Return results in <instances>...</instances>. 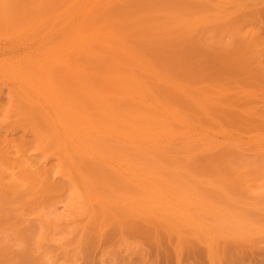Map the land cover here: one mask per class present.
I'll return each mask as SVG.
<instances>
[{"label":"rangeland","instance_id":"rangeland-1","mask_svg":"<svg viewBox=\"0 0 264 264\" xmlns=\"http://www.w3.org/2000/svg\"><path fill=\"white\" fill-rule=\"evenodd\" d=\"M41 18L32 38L55 61L25 72L65 125L130 131L146 101L144 126L196 139H105L111 164L78 159L88 203L57 176L49 122L0 78V264H264V0H0V56Z\"/></svg>","mask_w":264,"mask_h":264},{"label":"bare ground","instance_id":"bare-ground-1","mask_svg":"<svg viewBox=\"0 0 264 264\" xmlns=\"http://www.w3.org/2000/svg\"><path fill=\"white\" fill-rule=\"evenodd\" d=\"M46 21V19L41 18L37 23L25 25L23 29L14 33L9 38V41L12 44L10 50L13 49V54L11 56L1 57L2 54L5 55V49L0 47V78H4V80L8 82L13 95L18 99H21L22 104L27 110L32 109L38 112V119L40 121L49 122V126H51L53 133H55V139L57 141L56 148L58 150V156L56 158L60 168L57 172V176L60 179L63 178L68 180L71 185H73L75 195L79 198L88 196V203L93 201L89 198L87 189L84 190L85 192L77 193V189L74 186L75 176L79 173L78 168L80 165L78 159L84 158L96 163L111 164V162L105 157L103 148L96 147L107 138H112L119 144L137 146L139 148L156 147L157 145L171 142L177 139V137H183L187 141L196 139V134H194L193 130L188 127L185 128L183 126L184 130L179 132L162 131L155 134L151 128L144 126V123L152 118V114L147 110L148 104L146 101H141L143 107L141 112L132 111L129 113L130 116H128L134 119L135 124H137V126L133 127V130L130 131H128L127 128L118 129L112 127H99L93 121H90L87 126L78 128H75L74 124L69 126L65 125V122L61 119L58 111L55 108L53 110L49 107V100L44 93L41 92L38 83L25 72L33 63L39 66H44L47 63L55 61L53 60L50 51L47 53L39 51V42H37L38 38H32L38 29H41L44 26ZM86 36L87 35L82 36L84 39L82 41L85 42L83 46L84 48L91 43L90 40L85 41L88 37ZM62 60L63 58L60 57L57 61ZM55 96L59 103H63L59 94ZM109 107L110 109L107 111L106 115H110L113 110L112 105ZM14 112H16V116H22L17 110H14ZM26 119L28 118L26 117ZM209 138L210 136L208 134H204L199 140L203 141ZM5 142L8 144L14 142V140L6 139ZM256 145L258 147L261 146V148L264 147V145L259 142H257ZM90 148H95V151H90ZM26 162L29 168H36L38 171L41 170L36 166V162L31 160H27ZM49 162L50 157H46L44 164L47 166ZM113 167L117 172L128 177L134 178L138 175L137 173L129 174V169H126L125 167L123 168L119 165ZM12 180H14V178H12ZM97 203L103 204L104 201L99 200Z\"/></svg>","mask_w":264,"mask_h":264}]
</instances>
